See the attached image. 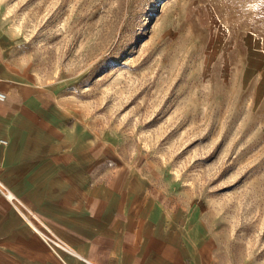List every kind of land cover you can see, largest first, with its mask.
<instances>
[{"label":"rangeland","instance_id":"1","mask_svg":"<svg viewBox=\"0 0 264 264\" xmlns=\"http://www.w3.org/2000/svg\"><path fill=\"white\" fill-rule=\"evenodd\" d=\"M0 28L221 264H264V0H0Z\"/></svg>","mask_w":264,"mask_h":264},{"label":"crops","instance_id":"2","mask_svg":"<svg viewBox=\"0 0 264 264\" xmlns=\"http://www.w3.org/2000/svg\"><path fill=\"white\" fill-rule=\"evenodd\" d=\"M0 93V264H221L204 220L111 154L68 92L17 67L1 28Z\"/></svg>","mask_w":264,"mask_h":264},{"label":"built area","instance_id":"3","mask_svg":"<svg viewBox=\"0 0 264 264\" xmlns=\"http://www.w3.org/2000/svg\"><path fill=\"white\" fill-rule=\"evenodd\" d=\"M4 98H5V94L0 93V100H4Z\"/></svg>","mask_w":264,"mask_h":264}]
</instances>
